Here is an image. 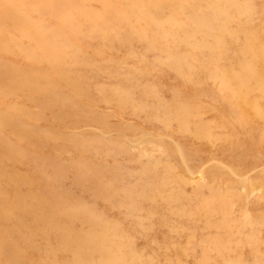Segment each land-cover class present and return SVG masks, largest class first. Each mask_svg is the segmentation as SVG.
<instances>
[{
	"label": "rangeland",
	"instance_id": "374dc122",
	"mask_svg": "<svg viewBox=\"0 0 264 264\" xmlns=\"http://www.w3.org/2000/svg\"><path fill=\"white\" fill-rule=\"evenodd\" d=\"M0 264H264V0H0Z\"/></svg>",
	"mask_w": 264,
	"mask_h": 264
}]
</instances>
